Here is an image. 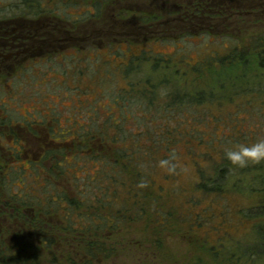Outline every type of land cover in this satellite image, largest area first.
Masks as SVG:
<instances>
[{
    "label": "trees",
    "instance_id": "trees-1",
    "mask_svg": "<svg viewBox=\"0 0 264 264\" xmlns=\"http://www.w3.org/2000/svg\"><path fill=\"white\" fill-rule=\"evenodd\" d=\"M175 1L171 12L178 17L177 27H196L210 35L230 14L264 15V0ZM110 2L14 0L12 7L21 18L0 20L4 29L18 24V43L24 42L18 51L30 50L18 57L23 61L18 63V77L26 62L51 60L69 44L78 52L68 55V67L49 73L62 74L63 83L73 87L82 82L85 96L95 94L98 102L93 108L96 118L89 115L87 123L71 121L64 127L51 118L31 121L29 111L21 120L13 119L10 110H20L0 109V264L105 263L134 242L146 248L143 240L130 242L139 226L156 239L173 232L187 235L213 264H264V161L239 167L225 154L260 141L248 138L243 122L245 111L264 114V33L241 40L222 35L228 46L205 57L200 54L191 63L172 60L181 51L165 54L145 48L129 56L120 46L130 42L114 46L111 41L110 51L118 48L126 57V65L111 67L96 44L110 31L89 28L101 21ZM89 23L86 32L81 31ZM33 40L37 46H30ZM78 41L82 45H76ZM156 41H161L158 36L150 42ZM86 44L96 47L93 58L86 57ZM181 66L186 70L180 73ZM135 73L144 75L133 81ZM13 77L5 76L0 86ZM120 78L126 85L117 84ZM108 88L115 91L103 100V108L98 94ZM100 109L107 111L102 125L96 120ZM183 113L190 119L179 120ZM166 118L171 122L152 131L142 123ZM135 120L142 129L128 133L125 124ZM255 134L251 130V136ZM181 144L198 172L192 191L183 189L185 208L172 204L181 194L165 186L176 182ZM235 198L252 199L239 214L243 226L250 225L249 236L256 235L254 240L248 234L246 240H232L215 230V218L221 217L220 226L230 224V201ZM14 230L18 233L13 238Z\"/></svg>",
    "mask_w": 264,
    "mask_h": 264
},
{
    "label": "rangeland",
    "instance_id": "rangeland-1",
    "mask_svg": "<svg viewBox=\"0 0 264 264\" xmlns=\"http://www.w3.org/2000/svg\"><path fill=\"white\" fill-rule=\"evenodd\" d=\"M173 3L176 4V1L111 0V2L106 5L104 16L101 18V21L93 22L91 23L92 25L89 26V28H91L90 30L92 31H102L103 29L105 31H110L107 34H104V36L100 35V38L96 39L98 40L96 44L99 45L101 49L100 53L104 55V59L107 61L108 65L111 67L115 65L119 66L120 64L126 65V57L124 58L118 54V48L113 52L110 51L111 49L109 45L111 44V41L114 46L120 44L118 42H130L123 43L120 46V50L125 51L126 53L128 52L129 56L132 52L140 54L141 50L145 48L165 54H173L181 51L184 54L176 53L174 56H171L172 60H180L191 63L193 60L195 61L200 56V54H202V56H208L212 50L218 51L220 47V49H224L225 45L228 46V41H226V39H222V35L226 34V36L229 35L241 40L252 33H264V15H254L251 12H248L244 15L241 13L228 15L225 17L222 23L218 24L214 28L216 31L211 30V35L207 32H203L202 29L197 30L196 27L185 29L183 27H177L176 22L178 21V17L173 12H171L174 7ZM12 5L14 6V0H0V20L21 18L19 10H16V8L14 9ZM118 11H121L124 14H119L122 15L120 17L117 14ZM88 25H90V23L83 25L81 31L86 32L85 29ZM120 32H126V37H119L118 34ZM215 32L219 33L217 34L218 36H215ZM66 33H68V31H65L64 34ZM68 34L74 35V33L71 32ZM156 36H158L161 41H156L151 44L150 41ZM214 36L216 37L215 40L213 38ZM134 38L138 39V44L131 42L134 40ZM106 42L109 43L106 44ZM57 45H60V41L57 43ZM76 45H82V43L78 41ZM83 47L87 50V52H85L86 57L90 56L93 58V55L96 52V47L87 46V44ZM62 48L63 49L57 53L58 55L54 56L51 60L44 58L37 64H34L33 62H26L24 64V69L21 72V77L16 76L7 79L6 83L0 86V90H2L0 91V109L4 111L13 109L17 112L20 110L19 113H15L10 110L9 115H5L11 116L13 119L20 118L21 120L22 115H26L29 111L30 113L28 117L31 121L38 118H42L43 120L51 118L56 119L59 123H62L63 127L66 126V124H70L71 121L87 123L90 121V119L97 117L93 111L94 106L98 104V102H96V95L91 94L89 96H85V87H83L82 82H80L78 86L73 87L71 84L63 83V79H61L62 74L49 73L56 70L63 71V67H65V65L68 67V55L73 57L72 54L78 52L74 47L69 48V44L67 47L63 45ZM82 55L83 54H79V56ZM184 69L186 70L184 66H181L179 68L180 73L184 71ZM89 74L94 76L93 73ZM137 75L141 77L144 74L135 73L133 75V81L136 80L134 76ZM97 77H99V75H97ZM100 81H102V79H100ZM117 84L126 85V82H123L120 78ZM2 87H4V89ZM113 90L114 89L112 88H108L106 91L102 90L101 93L98 94L97 100L102 101L99 103V105L102 104L103 108L106 104L105 101L103 102V100L107 99V96L112 95ZM112 107L114 108V106ZM34 108H36L35 111ZM231 108L228 107L226 111L231 110ZM101 110L102 109H100V112ZM105 112L107 111L102 110V114H100L101 116H99V119H96L100 121L101 125ZM257 112L258 110L254 112V109L251 112L245 111L246 118L243 122V128L245 132H249V139L255 137L257 140H262V138H264V114L260 115ZM89 115H92L91 118ZM114 116L116 119L120 117L118 112L114 113ZM139 116H141V114H139ZM188 116L189 115H186V113H183L179 120H183ZM68 118H72V120ZM147 120H142V123H146L145 125L148 124V129L151 131L154 130L153 128L157 129L164 123V121L171 122V120L167 118L164 120L159 119L156 122L154 121L153 124ZM229 124L232 125V122L229 121ZM125 126L128 133H136L137 130L139 131L142 129L139 127L136 120L126 123ZM251 130H256L257 135L255 134L251 136ZM179 149L181 150L182 158L179 157L177 161L180 165V168L182 167L183 170L179 168L178 174L175 177L176 182L165 183V186L167 187V191L172 193L176 189V193L181 194V197L176 198V201H172V204H177L176 206L185 208V206L182 204L184 201L183 196L185 195L186 197L185 190L192 191V187L195 185L196 180H198V172L196 166L194 165V160L190 159L185 152V145L181 144ZM164 172L165 168L162 167L159 170L158 175L160 176L159 181L161 183L163 182V180H161V176L164 175ZM180 189L185 190H183L181 193ZM186 193L190 194L189 192ZM247 199L250 198H235L232 200V203L230 201L232 212L229 214L228 218L230 222L229 225H218L217 223L220 222L221 217L213 219V222H215V230L221 233L222 236L231 235L230 238L232 240L240 241L246 240L247 234L248 236L250 235L248 233L250 225L243 226V223H241L243 221V217H241L239 214V210L242 206H245L244 208L246 209V207L252 203ZM225 210L227 211V209ZM212 211H214L213 207ZM243 211L245 210L243 209ZM206 222L207 221H204L203 223ZM139 227L141 230L134 232L130 238V242L136 240L140 242V240H143L141 242L144 243L143 246H146V248L142 249V247H137L134 242V245H130L131 248H133V251H124L123 253H120V255L117 254L115 258L113 257L110 260H107L105 263L213 264L210 259H208L206 256L200 255L197 252L196 246H194L195 242L191 241L187 235L173 232L156 239L152 237L153 233L151 231H142L143 227ZM194 230H197V228L194 227ZM204 231L200 233L202 236L206 235ZM255 236L256 235L253 234V237L249 236V239L252 240L253 238L254 240ZM211 238L215 240L217 239V235L215 233L211 234ZM140 251L142 252L140 253ZM199 258L203 260L205 259L206 263L200 262Z\"/></svg>",
    "mask_w": 264,
    "mask_h": 264
},
{
    "label": "flooded vegetation",
    "instance_id": "flooded-vegetation-1",
    "mask_svg": "<svg viewBox=\"0 0 264 264\" xmlns=\"http://www.w3.org/2000/svg\"><path fill=\"white\" fill-rule=\"evenodd\" d=\"M36 42L37 40H33V44H30V46H37ZM23 45L24 42H21L20 44L18 43V24L17 26L10 29L9 28L4 29L2 26H0V80L7 75L18 76V66H19L18 63L21 64L23 62L22 60L18 61V57L22 53H27L28 51H30L29 49H24L23 52L18 51V46L21 47ZM13 233L10 237L13 236L14 238L15 235H17L18 231L14 230ZM97 235L100 236L102 235V233L99 232V234ZM129 251H133V248L130 247L128 249V252ZM141 252L142 251H140V253ZM99 264H107V263L100 262Z\"/></svg>",
    "mask_w": 264,
    "mask_h": 264
},
{
    "label": "clouds",
    "instance_id": "clouds-1",
    "mask_svg": "<svg viewBox=\"0 0 264 264\" xmlns=\"http://www.w3.org/2000/svg\"><path fill=\"white\" fill-rule=\"evenodd\" d=\"M226 158L239 167H245L249 163H260L264 161V140L246 146L238 145L235 150H226Z\"/></svg>",
    "mask_w": 264,
    "mask_h": 264
}]
</instances>
